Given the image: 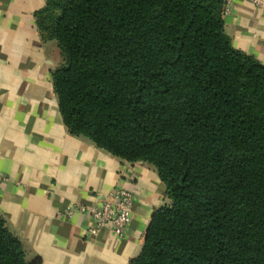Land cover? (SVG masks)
I'll return each mask as SVG.
<instances>
[{
  "label": "trees",
  "instance_id": "1",
  "mask_svg": "<svg viewBox=\"0 0 264 264\" xmlns=\"http://www.w3.org/2000/svg\"><path fill=\"white\" fill-rule=\"evenodd\" d=\"M226 0H46L35 18L75 136L148 162L169 202L128 264H264V64L225 32ZM0 264L27 259L0 215Z\"/></svg>",
  "mask_w": 264,
  "mask_h": 264
},
{
  "label": "crops",
  "instance_id": "2",
  "mask_svg": "<svg viewBox=\"0 0 264 264\" xmlns=\"http://www.w3.org/2000/svg\"><path fill=\"white\" fill-rule=\"evenodd\" d=\"M46 0H0V215L42 264H128L140 251L155 209L167 204L165 184L148 162L123 161L65 126L51 71L62 60L43 40L35 13ZM233 46L264 64V7L232 0L224 14ZM116 187L135 197L123 237L90 219L64 216L71 203L99 202Z\"/></svg>",
  "mask_w": 264,
  "mask_h": 264
},
{
  "label": "built area",
  "instance_id": "3",
  "mask_svg": "<svg viewBox=\"0 0 264 264\" xmlns=\"http://www.w3.org/2000/svg\"><path fill=\"white\" fill-rule=\"evenodd\" d=\"M250 1L257 7H264V0ZM231 2L232 0H226L224 14L228 11ZM6 179L0 173V187ZM134 201V194L130 190L116 187L99 202L92 204L71 203L65 209L64 216L72 218L75 213L87 216L91 223L86 228V234L90 238L96 237L103 230H111L117 236L123 237L132 219Z\"/></svg>",
  "mask_w": 264,
  "mask_h": 264
}]
</instances>
